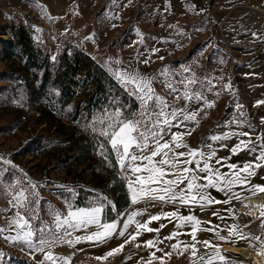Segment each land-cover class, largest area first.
<instances>
[{"label":"snow or ice","instance_id":"1","mask_svg":"<svg viewBox=\"0 0 264 264\" xmlns=\"http://www.w3.org/2000/svg\"><path fill=\"white\" fill-rule=\"evenodd\" d=\"M115 63L119 64L120 61ZM112 75L128 95L139 102V111L126 116L118 107L115 112L105 117L109 123L100 131V135L106 138L111 152L115 154V164L126 183L130 208L141 203H144L145 207L131 208L125 213L118 211L114 203L99 194L91 198L87 206L80 207L74 203L78 193L68 188L67 191L72 193V199L65 197L66 211L50 209L49 215L53 219L49 224L39 215L40 198L37 185L28 181L26 186L8 192L11 196L10 208L15 211L9 219L7 228L0 227V235L5 240L26 245L33 251L42 253L43 259L39 264H71V256L56 255L50 250L57 245L66 244L70 248H75L78 244L87 242L99 246L119 238H124V242L103 256H97L96 260L107 261L121 254L127 244H133L136 248L152 250L146 259L141 257L143 264H167L174 252L179 255L189 252L191 264H217V262L231 264L221 253L220 246L209 240L202 243L205 249H212V252L200 253L197 247L201 243L198 240V233L205 231L213 232L219 240H227L231 237L247 240L252 247L256 246L252 242L257 241L260 244L257 255L264 257V240L260 236L249 237L236 224L228 226L227 237L221 236L216 231L219 225L211 226V221H208L207 224L210 226L202 227V222L197 216L183 215L180 212L181 207L188 208L191 212L193 207L204 210L215 204H230L233 200L242 202L249 198L243 194L244 192L250 196L264 193V185L252 182L257 172L264 169V137L253 140L248 132L234 131L222 136L211 135L209 139L213 142L232 137H248V139H239L238 143L230 148L228 157L218 158L212 144L205 146L207 151L202 148H192L187 143L186 136H190L195 131V127L188 128V123L198 127V117L203 108L214 107V102L209 101L202 91L193 90L192 86L198 83L194 74L179 82L184 90L181 95L174 96L173 101H168L156 92L153 87V80L156 77L150 79L135 70H117L112 72ZM160 75L168 77L170 73L168 69H163ZM166 87L171 93L178 92L177 87L170 80L166 81ZM224 87L230 88L231 85L226 84ZM179 100L202 101L203 108L190 110L189 103L176 106L175 101ZM130 116L135 118H129ZM173 128L185 130L173 132ZM169 134L170 139L167 138ZM221 146L227 147V145ZM99 147L100 154L108 160V148L103 143ZM241 152L256 155L252 160L243 163L228 162L232 156H237ZM108 162L109 166H113L111 160ZM4 163L11 164V161ZM222 168L228 171H221ZM234 187H239L243 191H234ZM8 188L16 189V185L9 184ZM211 189L223 193L226 199H216ZM155 204H172L176 207L171 212L150 214L147 220L137 219L147 213L148 206ZM106 209L116 215L109 216ZM227 211L231 213L232 210ZM213 215L221 220L225 219L219 215V212L214 211ZM260 217H264V206H261ZM161 220L174 223V230L164 237H160L159 233L167 226L166 224H160L157 228L150 226L153 222ZM36 221L39 223L36 224ZM130 228L133 229L131 232ZM184 228H188L189 231H181ZM261 228L264 229V220L261 221ZM5 231H14L15 235H4ZM76 233L82 234L76 235ZM144 233L156 235L138 243V238ZM184 235L189 236L190 239L181 240L180 237ZM172 240L176 243L170 245L171 251H165L160 247L165 241ZM157 252H161L162 255L157 256ZM2 255L0 253V256ZM128 259H131V256ZM137 264H140V261Z\"/></svg>","mask_w":264,"mask_h":264},{"label":"rangeland","instance_id":"2","mask_svg":"<svg viewBox=\"0 0 264 264\" xmlns=\"http://www.w3.org/2000/svg\"><path fill=\"white\" fill-rule=\"evenodd\" d=\"M81 2V0L73 1L71 12L75 15L81 11ZM18 6L17 9L13 10L7 7L6 0H0V37L2 39H10L11 32L7 29V25L14 23L16 29L26 28L36 45L48 51L52 59H55L58 53L69 43H74L83 48L82 42H75L72 39L74 35H72L70 28L60 21V17H51L52 12L49 13L48 8L42 2L23 0ZM207 6L208 8L197 19L192 20L190 23H184L178 28L181 36L186 32V28L189 30V32H186V37L183 36V39H186L182 43L183 45L165 42L167 58L163 64L149 69V78L156 77L153 80V87L156 92L163 95L168 101H173L174 96L181 95L184 90L183 85L179 82L194 74L198 83L192 86L193 90L207 91L213 94L211 102H214V107L203 108L202 111L203 114L205 113L204 124L207 127L205 136L210 137L219 133L234 116H238L243 120H252L254 106L251 100L242 93L246 81L245 76L248 69H250L245 66L250 51L242 49L239 45H232L227 41L224 22L215 17L209 0ZM155 27L156 22L152 19L148 28L152 31ZM25 37L28 39L27 34ZM141 40L142 42L137 41L135 49H140L145 46L144 44L150 47L154 39L150 34H147ZM105 41L104 53H108L107 56L110 57L104 61L103 65L109 71L111 69V73L116 69V61L132 63L130 51L133 49V44L131 39L116 31L113 36L107 37ZM14 49L19 51L20 47L16 46ZM15 60L16 58L13 55H9L7 58L0 57V68H7L8 64ZM163 69H168L170 73L168 77L160 75ZM185 69H189V71H185ZM168 80L172 81L177 87V93H171L166 87V81ZM3 84H6V82L0 79V86ZM226 84H230L231 87L225 88L224 85ZM21 104L20 97L10 93L8 89L3 88L0 90V173H2L0 175V227L7 228L9 219L15 211V209L10 208L9 200L11 196L8 195V192L26 186L28 181L37 185L40 198L39 215L49 224L53 219L49 215L50 209L54 208L65 212L67 208L65 199L55 193L58 190L65 191L68 188H74L76 191H81L86 189L95 196L99 194L107 197L104 189L109 187H106V185L115 184L114 180L108 182L109 176L116 173L118 177H121L115 169L118 168L116 164L114 165L115 154L113 158L110 157V154H107L108 160H111L113 164V166H109L107 164L109 162L105 160L109 172L103 173L101 176H95L85 172L84 165H78L70 172L66 169H56V157L64 156V152L60 149H52L44 154L36 151L27 152L28 154L23 153V147L28 146L34 135L42 132V127L45 124L38 125L36 123L37 116L40 114L36 109H31L28 112L26 107H21ZM116 109L105 107L101 110L98 116L100 131L109 123L105 119L107 114L115 112ZM138 111L139 108L135 110V112ZM101 120H103V123H101ZM99 151H101L100 147ZM4 161H11V164L4 163ZM9 184H15L16 189H9ZM262 194L264 195V193ZM5 209L9 210L4 211ZM246 213L249 214V212ZM256 216H260V211ZM35 223L38 224L39 221ZM80 234L82 233H76V235ZM4 235H15V232L5 231ZM131 245L127 244L124 250L132 249ZM201 246V244L197 245L201 254L212 252V249L206 251ZM227 247L232 249L230 245H224L222 248L220 247V251L231 264H253L240 251L236 249L229 251L226 249ZM50 250L56 255L71 256V264L120 263L119 255L111 257L107 261H97L96 257L103 256L105 253L102 250L92 252V248L80 249L77 246L70 248L66 244H62ZM164 250L171 251V248L168 246ZM0 253L3 254L0 256V264H39L43 259L42 253L33 251L26 245L5 240L2 235H0ZM161 255V252L157 254V256ZM141 264H143V261H141ZM167 264H191L190 253L185 252L183 255H179L174 252ZM217 264H220V262H217Z\"/></svg>","mask_w":264,"mask_h":264},{"label":"crops","instance_id":"3","mask_svg":"<svg viewBox=\"0 0 264 264\" xmlns=\"http://www.w3.org/2000/svg\"><path fill=\"white\" fill-rule=\"evenodd\" d=\"M23 0H6L7 7L10 9H17ZM42 2L51 13V17L61 18L60 21L65 26L70 28L72 39L75 42H82L85 51L89 52L93 57L97 58L102 64L110 56L105 51L106 38L111 37L117 31L122 33L125 37L132 40L133 49L130 51L132 63L128 64L120 61L116 64L114 71L135 70L143 76L149 78V69L163 64L167 58L165 51V42L174 43L175 45H183L186 40V32L184 35L178 31V28L184 23H190L197 19L203 11L208 8V0H81V11L75 15L72 13V5L74 0H37ZM211 10L216 18L221 19L226 27L227 41L232 45H239L244 50H249L247 55L248 62L246 67L250 68L245 76V83L242 89L243 95L251 100L254 106V114L252 120H243L238 116L232 117L226 126L216 135L222 136L228 132H248L251 138L255 140L257 137H264V0H209ZM154 19L156 27L150 31L148 25ZM147 34L153 37V43L149 46H142L140 49H135L137 41ZM138 39V40H136ZM161 57L163 59H161ZM148 61V63H144ZM209 101L213 99V94L207 91H202ZM185 103L190 104V110L203 108V102H186L184 100L176 101V106H183ZM205 114V113H204ZM202 111L199 114V126L188 123V128L195 127V131L190 136H186V141L192 148H202L207 151L205 147L207 144H212L216 150V156L228 157L230 155V148L238 143L239 139H248V137H232L228 140L213 142L209 137L205 136L207 127L204 124V115ZM244 123L239 124L238 122ZM184 128L172 131H184ZM207 134V133H206ZM170 139V134L167 137ZM221 145H227L222 147ZM183 150V149H181ZM256 154L249 155L247 152H241L237 156H232L229 163L250 161ZM214 163V161H212ZM221 171L227 172L228 169L222 168ZM264 169L259 170L257 175L252 178L254 184L264 185ZM127 188V187H126ZM212 195L219 200L226 199L225 195L217 192L215 189L210 190ZM234 191H243L239 187H234ZM128 192V191H127ZM244 195L250 198L258 197L250 196L244 192ZM245 200H233L230 204H215L201 210L199 207H193L191 212L188 208L181 207L180 212L183 215L194 214L201 222L202 227H209L208 221H211V226L219 225L216 229L221 236H228V226L232 224L239 225L240 230L251 236H260L264 240V229L261 228V221L264 217L252 216L243 211ZM144 203L131 206V208L143 209ZM176 206L172 204H155V206H148V211L145 215L137 217L141 221L147 220L150 214H158L161 212H171ZM243 207V208H242ZM130 206L125 210V213L131 210ZM242 208V209H241ZM248 208V207H247ZM231 209V213L227 210ZM249 209V208H248ZM219 212L220 216L225 217L221 220L218 216H214L213 212ZM259 217V218H258ZM160 224L167 226L159 233L160 237L169 235L174 230V223H169L167 220L153 222L150 226L153 228L159 227ZM133 229L130 228L131 232ZM181 231L187 232L188 228ZM155 233H144L138 238V243H142L155 236ZM181 240L188 241L189 236H181ZM198 240L201 241V247L204 250L205 245L202 243L205 240L211 241L215 245H230L233 248H246L257 254L260 244L253 241L255 247L250 246L249 242L244 239H237L231 237L227 240H219L213 232H199ZM124 242V238L113 239L106 245L95 246L91 243L78 244L80 249L92 248V252L103 253L117 247ZM176 243L175 240L165 241L160 245L161 248L170 246ZM101 246V247H100ZM132 249L119 254V264H137L141 257L147 258L150 249L143 247L136 248L133 244ZM100 248V249H99ZM220 248V249H221ZM160 252H157L159 254ZM131 256V259L128 257Z\"/></svg>","mask_w":264,"mask_h":264},{"label":"trees","instance_id":"4","mask_svg":"<svg viewBox=\"0 0 264 264\" xmlns=\"http://www.w3.org/2000/svg\"><path fill=\"white\" fill-rule=\"evenodd\" d=\"M7 29L11 37H0V57L13 55L16 60L7 68H0V79L6 82L0 90L8 89L20 97L21 107H26L28 112L36 109L40 113L36 123L45 124L42 132L34 135L28 146L23 147V153L36 151L44 154L60 149L64 156L56 157V169L70 172L76 166L84 165L85 172L92 175L108 173L104 156L99 151L100 144L108 148L110 157L113 158L114 153L106 138L100 135L99 113L105 107H119L127 116L139 108V102L128 95L97 58L78 45L67 44L52 59L48 51L36 45L26 28L16 29L11 23ZM16 46L20 47L19 51H15ZM113 180L115 184L106 185L109 188L104 190L118 211L125 212L130 206L126 183L116 173L108 178V182ZM75 192L78 195L74 203L80 207L87 206L95 196L86 189ZM55 193L61 198L72 199V193L67 190ZM106 211L109 216L116 215Z\"/></svg>","mask_w":264,"mask_h":264},{"label":"bare ground","instance_id":"5","mask_svg":"<svg viewBox=\"0 0 264 264\" xmlns=\"http://www.w3.org/2000/svg\"><path fill=\"white\" fill-rule=\"evenodd\" d=\"M248 203H246V200H245V206H244V208L242 207L243 211L249 212V215H255L256 216L258 214V211L261 208V206H264V195L254 197V198H250V201ZM250 211H254V212L250 213ZM226 249H228L229 251L232 249H236L237 251H240L243 254V256L248 258L249 261L251 260V262L253 264H264V257H261V256L257 255L255 252L248 250L246 248H233L232 247V249H231V248L227 247Z\"/></svg>","mask_w":264,"mask_h":264},{"label":"built area","instance_id":"6","mask_svg":"<svg viewBox=\"0 0 264 264\" xmlns=\"http://www.w3.org/2000/svg\"><path fill=\"white\" fill-rule=\"evenodd\" d=\"M107 161H108V160H107ZM107 164L109 165V163H107ZM117 171L119 172V169H118ZM119 173H120V172H119ZM261 195H263V194H261ZM261 195H260V196H261ZM249 201H250V199H247V200H246V203H248ZM248 204H249V203H248ZM259 211H260V209H259ZM259 211H258V213H259ZM251 212H254V211H250V213H251Z\"/></svg>","mask_w":264,"mask_h":264}]
</instances>
